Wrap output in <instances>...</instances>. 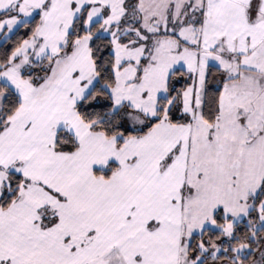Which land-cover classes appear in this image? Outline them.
Listing matches in <instances>:
<instances>
[{
	"label": "snow or ice",
	"instance_id": "snow-or-ice-1",
	"mask_svg": "<svg viewBox=\"0 0 264 264\" xmlns=\"http://www.w3.org/2000/svg\"><path fill=\"white\" fill-rule=\"evenodd\" d=\"M0 264H264V0H0Z\"/></svg>",
	"mask_w": 264,
	"mask_h": 264
}]
</instances>
